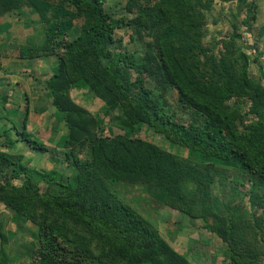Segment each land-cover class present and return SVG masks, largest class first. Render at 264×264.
<instances>
[{"label": "trees", "instance_id": "trees-1", "mask_svg": "<svg viewBox=\"0 0 264 264\" xmlns=\"http://www.w3.org/2000/svg\"><path fill=\"white\" fill-rule=\"evenodd\" d=\"M27 1L39 15L53 9L44 48L61 37L62 53L45 86L66 130L50 147L24 130L27 110L20 131L16 120L3 123L0 204L6 210H0V264L18 258L9 222L34 227L20 253L33 264H193L142 214L134 194L120 189L129 184L157 188L159 202L202 219L226 244L230 264H264V218L260 224L254 217L264 211V84L251 79L246 52L233 54L232 39L223 41L217 57L207 54L200 0H133L136 14L128 22L106 11L105 0ZM5 2L16 5L0 0V15L11 7ZM125 24L134 25L139 38L148 37L138 60L126 47H109L115 40L121 47L113 35ZM73 28L78 32L71 33ZM146 76L175 90L201 123L186 128L177 122L165 98L143 87ZM73 89L103 101L105 115L118 112L119 131L99 134L105 119L76 103ZM246 114L253 118L247 121ZM136 126L160 135V145L132 136ZM12 130L18 138L11 137ZM19 140L36 152L50 151L51 161H61L69 173L28 166L21 152L12 151ZM84 148L88 160L78 156ZM170 148L191 151L195 158H182ZM219 169L245 189L252 218L229 208L214 210L210 187L216 177L223 178Z\"/></svg>", "mask_w": 264, "mask_h": 264}, {"label": "rangeland", "instance_id": "rangeland-1", "mask_svg": "<svg viewBox=\"0 0 264 264\" xmlns=\"http://www.w3.org/2000/svg\"><path fill=\"white\" fill-rule=\"evenodd\" d=\"M47 1L50 4L58 2V0ZM132 1L105 0L104 8L115 16H125L128 22L129 18L136 14ZM14 2L16 5L5 2V5L11 7L7 13L0 15V148L4 149V146H1L4 140L1 130L3 123L11 126L10 120H16V126L20 131L25 110L27 112L24 130L47 146L55 147L56 141L66 128L62 121H57L55 118L54 107L51 104L45 80L49 78L58 64V55L62 53L61 37L53 40L51 46L46 45L44 48L49 23L53 20V9L49 7L44 10L43 15H39L27 0H14ZM139 3L144 4L145 0H140ZM198 8L203 24L201 43L207 54L217 57L223 50V41L227 43L232 39L235 43L232 47L233 54L237 55L240 51L246 52L249 56L248 71L251 79L264 84V0H200ZM251 14L255 18L248 21L247 17ZM78 22L79 20L75 21L76 24ZM134 28L132 24L116 28L113 37L120 39L121 47H116V40L109 47L114 51L126 47L135 53L134 56L138 60L143 55L144 44L148 37L143 34V37L139 38ZM70 32L75 34L78 29L74 31L73 28ZM30 51L31 55L28 54ZM38 53L41 55H37ZM143 87L153 88L154 94L165 98L164 101L168 102L176 121L184 127L188 128L191 124L201 123L202 117L193 116L192 111L178 101L176 91L165 83L146 76ZM87 94L85 90H71V96L76 103L85 106L93 113H98L105 119L104 125H101L98 130L99 134L108 136L112 131L118 132L116 127L120 117L118 112L111 111L105 115L103 101ZM246 108L244 105V110ZM251 118H253L251 114H246L244 119L248 121ZM239 128H242L240 123ZM134 132L132 136L160 145V135L153 133L146 126H136ZM11 137L15 139L19 135L12 130ZM169 150L177 152V155L182 158H195L191 151L182 148H170ZM12 151L21 152L23 160L30 167L38 170L54 167L64 175L69 173V169L61 161L56 164L51 161L50 151L36 152L28 148L22 140L16 141V148ZM78 156L81 160H88L87 149L84 148ZM218 171L222 176L219 174L217 176L223 178L216 177L210 187L214 210L226 211L229 208L230 211L240 215L242 213L249 215L253 206L244 198L245 189L239 183L227 180V170L219 169ZM234 175L244 184H248L246 177ZM40 186L44 190V183H40ZM120 189L124 192L130 190L134 194L136 200L143 206L142 214L153 223L160 235L175 250L184 254L193 264H230L226 244L204 227L203 220L189 217L159 202L157 188L146 190L143 185L129 184L121 186ZM0 210L6 209L0 204ZM246 217L252 218L250 215ZM254 217L257 218L258 223H263L261 218H264V211H256ZM9 227L15 229L11 242L18 254V258L9 264H33L29 256L20 253L24 249L23 246L30 241L34 227L26 223L21 228H16V225L11 222ZM260 233L264 239V226Z\"/></svg>", "mask_w": 264, "mask_h": 264}, {"label": "crops", "instance_id": "crops-1", "mask_svg": "<svg viewBox=\"0 0 264 264\" xmlns=\"http://www.w3.org/2000/svg\"><path fill=\"white\" fill-rule=\"evenodd\" d=\"M9 223H10V222H9ZM9 223H8V229L11 230L12 232H14L15 229H11V228L9 227ZM11 223H13V222H11Z\"/></svg>", "mask_w": 264, "mask_h": 264}]
</instances>
